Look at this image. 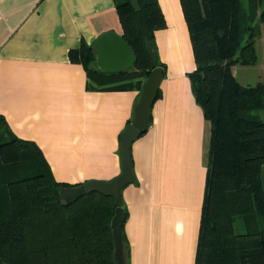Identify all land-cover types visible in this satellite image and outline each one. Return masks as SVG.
Segmentation results:
<instances>
[{"label":"crops","instance_id":"0c3cea01","mask_svg":"<svg viewBox=\"0 0 264 264\" xmlns=\"http://www.w3.org/2000/svg\"><path fill=\"white\" fill-rule=\"evenodd\" d=\"M158 3L163 76L149 126L130 148L123 234L129 264H195L210 123L188 75L195 63L180 0ZM108 31L122 35L114 0H0L4 131L34 142L60 182L110 180L121 170L120 136L140 93L90 88L70 54Z\"/></svg>","mask_w":264,"mask_h":264},{"label":"trees","instance_id":"16d2710c","mask_svg":"<svg viewBox=\"0 0 264 264\" xmlns=\"http://www.w3.org/2000/svg\"><path fill=\"white\" fill-rule=\"evenodd\" d=\"M114 1L135 64L103 72L84 43L71 58L83 65L90 88L140 93L150 71L164 67L146 47L155 51L154 31L164 17L158 0H138L152 34L147 40L129 0ZM180 3L195 63L188 75L210 123L195 264H264V82L242 85L231 72L234 64L258 61L256 23H264V0ZM5 129L0 115V264H115L113 199L93 191L63 202L59 189L75 184L57 181L38 146L13 133L6 137ZM124 248L129 264L125 239Z\"/></svg>","mask_w":264,"mask_h":264},{"label":"water","instance_id":"95a60500","mask_svg":"<svg viewBox=\"0 0 264 264\" xmlns=\"http://www.w3.org/2000/svg\"><path fill=\"white\" fill-rule=\"evenodd\" d=\"M136 16L139 31L147 40L152 39L145 13L139 7L138 0H129ZM147 50L157 59L151 45ZM96 56L97 67L103 72H117L129 69L136 62V54L132 47L124 40L123 36L113 31H108L95 40L92 45ZM163 76V68L155 66L145 79L138 101L133 109L131 123L123 130L119 141L121 159L120 172L110 180H94L86 184L62 187L58 191L59 198L70 203L76 197L86 192H99L110 196L115 203L114 214L110 220L111 235L113 240V259L115 264H126L123 236L124 209L121 206L122 189L131 182L133 177L131 145L149 126L151 107L156 98Z\"/></svg>","mask_w":264,"mask_h":264},{"label":"rangeland","instance_id":"374dc122","mask_svg":"<svg viewBox=\"0 0 264 264\" xmlns=\"http://www.w3.org/2000/svg\"><path fill=\"white\" fill-rule=\"evenodd\" d=\"M256 32L259 34V36L256 37V50L259 57L257 63L254 65L234 64L231 66V72L234 73V77L242 85H254L257 82H264V23H256ZM206 159H208V151ZM262 182L264 186V166L262 169ZM240 222L236 223V227L240 225Z\"/></svg>","mask_w":264,"mask_h":264}]
</instances>
